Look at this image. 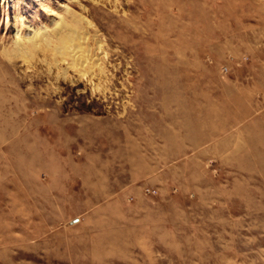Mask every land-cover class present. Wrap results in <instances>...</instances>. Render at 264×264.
I'll return each mask as SVG.
<instances>
[{
  "label": "rangeland",
  "instance_id": "rangeland-1",
  "mask_svg": "<svg viewBox=\"0 0 264 264\" xmlns=\"http://www.w3.org/2000/svg\"><path fill=\"white\" fill-rule=\"evenodd\" d=\"M0 264H264V0H0Z\"/></svg>",
  "mask_w": 264,
  "mask_h": 264
},
{
  "label": "bare ground",
  "instance_id": "bare-ground-1",
  "mask_svg": "<svg viewBox=\"0 0 264 264\" xmlns=\"http://www.w3.org/2000/svg\"><path fill=\"white\" fill-rule=\"evenodd\" d=\"M72 51V50H71ZM72 56V55H71Z\"/></svg>",
  "mask_w": 264,
  "mask_h": 264
}]
</instances>
